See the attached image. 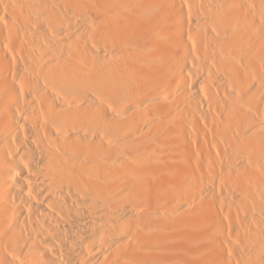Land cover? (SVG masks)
<instances>
[{
	"label": "bare ground",
	"instance_id": "obj_1",
	"mask_svg": "<svg viewBox=\"0 0 264 264\" xmlns=\"http://www.w3.org/2000/svg\"><path fill=\"white\" fill-rule=\"evenodd\" d=\"M0 264H264V0H0Z\"/></svg>",
	"mask_w": 264,
	"mask_h": 264
},
{
	"label": "rangeland",
	"instance_id": "obj_2",
	"mask_svg": "<svg viewBox=\"0 0 264 264\" xmlns=\"http://www.w3.org/2000/svg\"><path fill=\"white\" fill-rule=\"evenodd\" d=\"M129 196L127 197L129 200L136 201V197L133 195L128 194Z\"/></svg>",
	"mask_w": 264,
	"mask_h": 264
}]
</instances>
